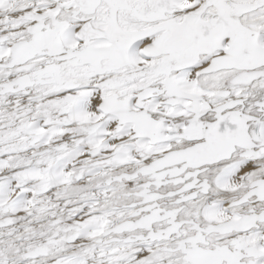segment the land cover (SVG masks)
<instances>
[{
	"label": "snow or ice",
	"instance_id": "snow-or-ice-1",
	"mask_svg": "<svg viewBox=\"0 0 264 264\" xmlns=\"http://www.w3.org/2000/svg\"><path fill=\"white\" fill-rule=\"evenodd\" d=\"M0 264H264V0H0Z\"/></svg>",
	"mask_w": 264,
	"mask_h": 264
}]
</instances>
